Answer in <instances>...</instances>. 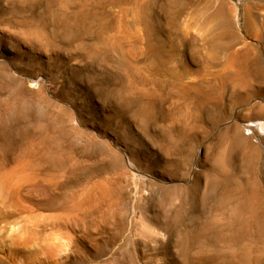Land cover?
<instances>
[{"label": "rangeland", "instance_id": "rangeland-1", "mask_svg": "<svg viewBox=\"0 0 264 264\" xmlns=\"http://www.w3.org/2000/svg\"><path fill=\"white\" fill-rule=\"evenodd\" d=\"M0 264H264V0H0Z\"/></svg>", "mask_w": 264, "mask_h": 264}, {"label": "bare ground", "instance_id": "bare-ground-1", "mask_svg": "<svg viewBox=\"0 0 264 264\" xmlns=\"http://www.w3.org/2000/svg\"><path fill=\"white\" fill-rule=\"evenodd\" d=\"M54 244H55V243H54ZM61 246H62V245H61ZM61 246H60L59 244H55V245L50 244V246H47L48 248L46 247V249H48V250H50V251H51V250H53V251H54V250H58V251H60L59 249H60Z\"/></svg>", "mask_w": 264, "mask_h": 264}]
</instances>
